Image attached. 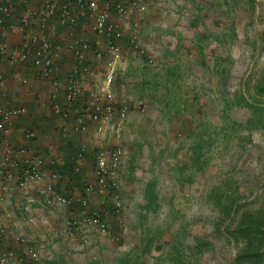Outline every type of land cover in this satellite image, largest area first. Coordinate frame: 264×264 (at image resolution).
Returning a JSON list of instances; mask_svg holds the SVG:
<instances>
[{
	"label": "rangeland",
	"instance_id": "1",
	"mask_svg": "<svg viewBox=\"0 0 264 264\" xmlns=\"http://www.w3.org/2000/svg\"><path fill=\"white\" fill-rule=\"evenodd\" d=\"M142 16L138 49L123 45L112 85L130 103L123 162L102 202L88 204L108 209L105 232L68 234L63 222L67 263L237 264L229 231L244 211L264 208V0H161ZM5 213L12 237L22 236L14 211ZM40 242L6 248H37L44 264L57 249Z\"/></svg>",
	"mask_w": 264,
	"mask_h": 264
},
{
	"label": "built area",
	"instance_id": "2",
	"mask_svg": "<svg viewBox=\"0 0 264 264\" xmlns=\"http://www.w3.org/2000/svg\"><path fill=\"white\" fill-rule=\"evenodd\" d=\"M26 4L28 0H17ZM161 0H40L34 10L17 20V29L21 41L8 46L0 40L1 63L14 66L18 72L30 66L37 79L47 81V100L49 117L56 123L61 137L77 134L80 142L73 149L71 159L79 160L87 148V139L95 143L90 147L92 158V181L85 182L81 195L73 198L58 192L54 180L58 175L48 174L45 180L43 157L25 145L10 144L4 135L12 121L27 114V106L18 104L14 107L0 106V220L7 214L4 203L7 197L16 201L28 200L30 191L42 198L43 204L53 207L63 205L68 208H81L80 218L69 216L64 221L68 234L82 233L89 226L98 232H105V220L102 207L88 208L87 196H98L99 203L109 188L112 179L123 162V147L120 143L130 110V103L123 96H116L112 90L117 70L122 60L123 45L137 50L136 43L138 22L143 18L148 5ZM13 0H0V35L12 28L9 18L12 16ZM29 20L32 21L29 25ZM53 20L52 22H49ZM36 30L32 29V24ZM50 27V28H49ZM58 27H67L71 33L75 28L86 32L70 34L66 50L70 52L72 62L67 69L59 71L57 61L60 47L52 42L42 31L56 32ZM39 31V32H38ZM50 32V31H49ZM125 32H128L125 35ZM124 39V42H122ZM141 52V50H140ZM87 53L91 58L88 59ZM101 69L98 84L83 89L81 81L89 78L95 69ZM61 72L60 77L56 73ZM0 74V81H1ZM22 85L27 77L20 73L18 78ZM60 97V100L58 99ZM44 103L41 102L42 106ZM135 103V107L138 108ZM27 139L34 137L32 130H24ZM73 173L79 171L72 167ZM115 198V199H113ZM111 203L115 212L120 207L114 196ZM2 230L0 229V232ZM14 240L24 241L19 236ZM25 247V246H24ZM0 264H42L37 248L26 246L22 254L13 249L0 247Z\"/></svg>",
	"mask_w": 264,
	"mask_h": 264
},
{
	"label": "crops",
	"instance_id": "3",
	"mask_svg": "<svg viewBox=\"0 0 264 264\" xmlns=\"http://www.w3.org/2000/svg\"><path fill=\"white\" fill-rule=\"evenodd\" d=\"M39 4L40 0H28L26 4L13 0V14L9 18V22L13 26L3 34L1 33L0 40L6 42L8 46L18 44L22 39L17 29V19L24 14L27 16L26 11H34ZM26 8L28 9L26 10ZM49 22L54 24L53 20ZM31 23L32 21L29 20L28 24L31 25ZM36 28V25L33 23L32 29L36 30ZM83 32H86V30L83 31L82 29L75 28L73 33H71V30L67 27H58L56 32H51V30L42 31V34L47 35L52 42L58 44L60 47V58L57 61L59 71L67 69L72 62L70 52L66 50L70 34L74 35ZM86 55L88 59L91 58L90 53ZM23 70L20 73L27 77L25 85L19 82L20 73L14 66L1 63L0 106L14 107L18 104H24L28 108L26 115L12 121V125L4 135V138L12 145H25L27 148L39 153L45 161L43 167L45 180L48 179L50 172L56 173L58 178L54 180L55 189L63 191L66 195H70L73 198H78L81 195L83 184L92 181L88 158L91 155L89 152L90 145H95V143H87L88 147L81 159H71L73 149L80 142V140H76L79 137L77 134H73L70 138H62L60 136L56 123L49 117L47 81L37 79L30 66L24 67ZM60 73L58 72L56 75L60 77ZM81 85L83 89L87 88L88 80L83 79ZM58 99L60 100V97ZM41 102L44 103L42 106L40 105ZM24 130H32L34 137L32 139L25 138L23 135ZM74 165L78 166L79 169L76 173L72 171ZM114 176H118V173ZM94 197L92 195L87 196L89 205L94 204ZM27 198L29 199L20 202L16 201L12 196L5 199L4 211L7 209L14 211V218L19 222H16L18 225L16 227L14 225V228H18L23 235L15 234L12 237L10 233L12 226L8 223V220L5 219L3 222L0 220V229L2 230L0 232L1 248L8 247L9 242L14 243L15 236H19L25 241H43L46 246L51 248L55 246L57 249L49 251L48 260L46 259L44 264H68L67 259L69 256L67 257L64 253L65 250L67 251L68 245L64 241H68L69 238L63 233L64 217L68 215L72 216L68 207L63 205L46 206L43 204L42 198L33 191L29 192ZM28 209H32V216L30 215L31 213L28 214ZM29 215L31 216L30 222L22 228L19 218H28Z\"/></svg>",
	"mask_w": 264,
	"mask_h": 264
},
{
	"label": "trees",
	"instance_id": "4",
	"mask_svg": "<svg viewBox=\"0 0 264 264\" xmlns=\"http://www.w3.org/2000/svg\"><path fill=\"white\" fill-rule=\"evenodd\" d=\"M256 91L258 95L264 96V83H259ZM244 104L247 103L244 101ZM149 188L150 184L147 185V189ZM102 209L101 215L105 220L108 209L105 205ZM111 210L115 212L113 204ZM229 234L235 241L240 242V251L234 257L235 263L264 264V208L244 211Z\"/></svg>",
	"mask_w": 264,
	"mask_h": 264
}]
</instances>
